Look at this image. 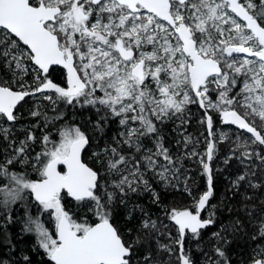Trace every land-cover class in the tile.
I'll return each mask as SVG.
<instances>
[{"label":"snow or ice","instance_id":"snow-or-ice-1","mask_svg":"<svg viewBox=\"0 0 264 264\" xmlns=\"http://www.w3.org/2000/svg\"><path fill=\"white\" fill-rule=\"evenodd\" d=\"M52 66L66 69L63 82L50 78ZM0 69L10 73L0 80V229L16 222L21 204L37 207L40 215L25 212L22 232L35 234L48 264H162L154 250L166 253L168 264L173 257L194 264L185 241L189 235L198 241L216 224L212 163L218 145L231 140L217 122L237 129L224 163L235 159L243 170L230 181V199L241 197L250 219L258 215L252 239L264 241V0H0ZM30 98L28 115L43 116L45 129L65 119L63 105L93 109L98 118L89 122L98 131L109 121L120 131L91 161L83 154L92 137L76 123L56 127L57 139L47 131L38 138V123L20 138L19 109ZM46 104L53 117L42 110ZM193 105L203 113L202 151L186 131ZM174 120L181 137L175 152L161 134ZM187 160L207 178L199 195ZM153 181L191 203L162 208L163 218L137 205L138 227L128 230L136 233L129 239L113 216L117 196L126 205L130 194L146 192L160 206ZM45 214L51 227L42 222ZM242 228L237 218L232 230ZM212 236L216 258L206 254V264H230L221 231ZM244 264H264V243Z\"/></svg>","mask_w":264,"mask_h":264},{"label":"trees","instance_id":"trees-1","mask_svg":"<svg viewBox=\"0 0 264 264\" xmlns=\"http://www.w3.org/2000/svg\"><path fill=\"white\" fill-rule=\"evenodd\" d=\"M9 76L10 74L6 69H0V80L8 79ZM50 78L57 83L63 82V69L60 67H53L51 69ZM27 103L22 104L19 110L23 112L24 106ZM45 107L48 110V116L53 117L55 113L51 110L52 106L46 104L42 106V110ZM61 111L63 112L65 119L54 122L56 124V127L62 126L65 123H76L82 125L83 128L86 127L85 129L87 134L92 137V145L87 149V152L83 154L84 157H86V155L95 145L100 146L102 144V146H104L106 143L112 142V139H110L112 124L106 125L103 131H98L97 129L93 128L92 124L89 122V118L91 117L92 121H95L98 117L94 112H92V110L83 111L61 105ZM187 115L190 119V124L188 125V127L193 128V126L197 123L198 119L203 115V113L197 106L193 105L189 107ZM34 120V118L23 117L20 122L22 123V128H27L28 123ZM44 124V118L43 116H41L39 128L36 129V136L39 138L45 131H47L52 134L53 139H57L58 137L56 135V127H54L52 123H49L48 128L45 129ZM97 133L100 135V137L98 140H94L93 135H96ZM23 134L24 131L21 132L20 138H23ZM161 134L166 140V146L172 148L173 143L170 136L165 132H161ZM96 142H99L100 145L95 144ZM184 168L189 171V164L185 163ZM203 177L206 180L205 176H202L201 179H203ZM213 182L215 185V195L212 199H214L215 197L217 199L216 224L201 230V236L199 240H195L197 241L199 250H190V255L191 257L195 258L194 264H198V258H200V255H202V252L204 251L210 253L215 259L216 257L213 253V246L210 243L209 239H207L209 237H204V235L206 234V232H209L211 229H213L218 223L228 222L232 226L233 222L237 218H239L243 222V228L234 231L232 235L229 234V239L226 243L222 242L221 246L226 250V255L228 257V260L230 261V264L238 262L244 263L248 259L252 249L256 247V244L264 243V241H253L252 239L253 235H255L257 232L259 217L257 215L256 217L250 219L247 215H245L243 207L241 205V197L237 196L235 199H230L232 194L227 191L228 184L224 182L221 174H213ZM156 190L161 194V200L163 202L161 205L168 207L174 205L172 207L179 208V203H182V201L184 200V196L181 193H167L162 192L159 189ZM68 202H70V207H76L75 201ZM137 205L142 206L146 211L152 214H154L155 211L159 210V207L152 203L151 196L149 195H129L128 203L126 205L120 204L118 199L113 209V216L116 224L126 235H128V238H130L131 233L127 234L126 231L131 229L132 224L136 220V217L138 215L137 213L140 212L139 208L136 207ZM229 208L232 209L231 212H229ZM76 210L79 211V209ZM17 229L20 230L21 233L18 232ZM21 229L22 225H18L17 228V226L15 227L12 224L9 225L6 229H0V258L10 260L12 264H25L23 257L28 256L31 264H48L47 257H39V252H35L33 250L32 236L27 235L25 232H22ZM186 246L187 241H185V247Z\"/></svg>","mask_w":264,"mask_h":264},{"label":"rangeland","instance_id":"rangeland-1","mask_svg":"<svg viewBox=\"0 0 264 264\" xmlns=\"http://www.w3.org/2000/svg\"><path fill=\"white\" fill-rule=\"evenodd\" d=\"M252 2L256 3V2H258V0H252ZM7 72H8V70H7ZM64 80H65V74L63 73V81ZM34 100H35V98H30L28 103L24 106L23 112L20 111V113L22 114L23 117L31 118V117H29L28 113H29L30 109H32L34 107ZM75 109H79V110H83V111L92 110V112L95 113V111L91 108H84V109L75 108ZM201 117L198 119L197 123L193 126V128H190L187 126L186 131H187V133L191 134L194 138L200 139L201 144L199 146V150L202 151L203 150V137H204V135H206V133H205L204 126L200 123ZM39 122H40V118H39V121H37L36 119L32 122L30 121V123H28V127L35 125L37 123L39 124ZM108 124L109 125L112 124V132L110 135V139H112V137L115 136L118 131H120V127H119L118 123L115 121H109L107 123V125ZM178 124H179V121L174 120V121L167 122L166 124L161 126V132H165L170 136L172 143H173L172 149L174 152L177 151V149L175 148L176 142L181 139L180 135H178V131H179L178 127H177ZM21 125H22V123H20L16 126L17 127V135L19 137H20L21 132L24 129V128H22ZM85 128L86 127H84V130L86 131ZM216 128H217V131L228 132L231 136V140L230 141H224L218 145V152H217V155L214 157V160L212 163L213 174H216V175L221 174L222 175L224 182L226 184H228L227 191L230 194H232L231 191H229L230 181L232 179H234L236 177V175L240 174V172L243 170V166L235 159L229 161L230 164L229 163L225 164L224 160H225L226 156L228 155L229 150L235 146L234 142L236 141L237 130L232 128V127H229V126L222 125L219 122H217ZM239 134L244 139H247L249 137V135L246 134L245 132L240 131ZM93 137H94V140H98L100 135L97 133L96 135L94 134ZM145 143H148V146L151 147V143H149L148 141H145ZM95 144L100 145L99 142H96ZM102 147H104V146H102V144L100 146L95 145L91 149V151H89V153L86 155V157H84V158L91 161L93 158L92 154L95 152H98L100 150V148H102ZM35 150L36 151L40 150L39 144H37L35 146ZM185 163H188L189 167H190V169L188 171V175L191 177V179L189 180V184L194 189L193 195H199V193L205 189V185H206L205 178L203 177V179H201L202 178L201 168L194 160H187L184 162V164ZM153 187L155 189L161 190L162 192L183 194L181 191H176V190H173L171 188L164 189L160 184L156 183L155 181H153ZM130 195H132V194H130ZM136 195L137 196H142V195L151 196L150 193H146V192L145 193H139ZM183 196H184V200L182 201V203H179V206H178L179 208L186 207L191 203V198L189 196H187L186 194H183ZM118 199H119V195L117 196V200ZM68 204L70 206V202H68ZM210 204L215 205L217 207L216 197L214 199L210 200ZM176 205H178V204H176ZM172 206H174V205H171L169 207H172ZM158 207H159V210L155 211V213L152 214L153 218H156V217L163 218L162 208L168 207V206L160 205ZM26 211L30 212L32 216L40 215V213L37 210V207H35L31 204L27 205V207H26L24 204H21L19 207H16V209H15V220H16V222L13 223L12 225H14L15 227L17 226V228H18V225H22L24 218H25V212ZM137 214L138 215L136 217V220L133 222L131 229H135L136 227H138V220L140 218V212H138ZM204 216H207V212L204 213ZM41 218H42V222H44L47 226L51 227V225L49 224V217L46 214L43 215ZM221 225H226L227 227L225 229L221 230ZM216 231H221V235L226 239V241L229 239V234L232 235L234 232L232 230L231 224H229L228 222L218 223L213 229H211L209 232H206V234L204 235V237H209L207 239H209L212 246L217 244V240L214 239L212 236V233L216 232ZM18 232H20V230H18ZM173 232H174V230H173ZM126 233L129 234V231L127 230ZM26 234L32 236V239H33L32 248L35 252H39V257H46L44 255L43 251L40 250L36 245L35 234H31V233H26ZM135 235H136V233L133 231L131 233L129 239L134 238ZM186 241H187V246L185 247L186 249H188L189 251L192 249L196 250V251L199 250V246L197 244V241L193 240L190 235ZM165 242H167V241H165ZM138 251L141 255L134 257V260L141 259L142 254L145 252V249L141 248ZM206 254L209 256H212L210 253H207L206 251L202 252V255H200V258H198V264H206V259H205ZM154 255L157 256V258L162 262V264H168L169 257L166 253L156 252L154 250ZM171 259H172V264H176L175 258L173 257ZM192 260L195 261V258L192 257ZM234 264H244V263L238 262V263H234Z\"/></svg>","mask_w":264,"mask_h":264},{"label":"water","instance_id":"water-1","mask_svg":"<svg viewBox=\"0 0 264 264\" xmlns=\"http://www.w3.org/2000/svg\"><path fill=\"white\" fill-rule=\"evenodd\" d=\"M52 67H60V68H62L63 69V66H52ZM63 71H64V74H65V77H66V69H63ZM233 127H235V126H233ZM240 131H243V132H245L244 130H240ZM246 133V132H245ZM247 134V133H246ZM249 135V134H248Z\"/></svg>","mask_w":264,"mask_h":264},{"label":"flooded vegetation","instance_id":"flooded-vegetation-1","mask_svg":"<svg viewBox=\"0 0 264 264\" xmlns=\"http://www.w3.org/2000/svg\"><path fill=\"white\" fill-rule=\"evenodd\" d=\"M53 68V67H52ZM51 68V69H52ZM51 69H50V71H51ZM63 73H64V71H63ZM232 128H234V129H236L235 127H233V126H231ZM237 130V129H236ZM241 132H243V131H241ZM206 180H207V178H206ZM74 201V200H73ZM203 215H204V213H203ZM194 262V261H193Z\"/></svg>","mask_w":264,"mask_h":264}]
</instances>
